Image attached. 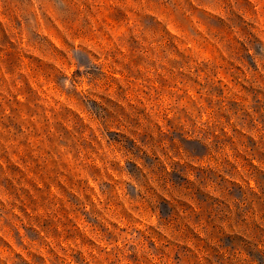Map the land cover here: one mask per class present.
I'll use <instances>...</instances> for the list:
<instances>
[{
	"label": "rangeland",
	"instance_id": "rangeland-1",
	"mask_svg": "<svg viewBox=\"0 0 264 264\" xmlns=\"http://www.w3.org/2000/svg\"><path fill=\"white\" fill-rule=\"evenodd\" d=\"M0 264H264V0H0Z\"/></svg>",
	"mask_w": 264,
	"mask_h": 264
}]
</instances>
